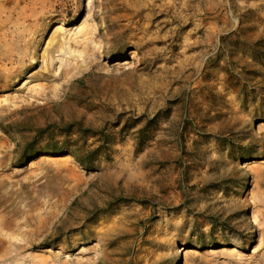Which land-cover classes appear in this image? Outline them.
<instances>
[{
  "label": "rangeland",
  "instance_id": "rangeland-1",
  "mask_svg": "<svg viewBox=\"0 0 264 264\" xmlns=\"http://www.w3.org/2000/svg\"><path fill=\"white\" fill-rule=\"evenodd\" d=\"M0 264H264V0H0Z\"/></svg>",
  "mask_w": 264,
  "mask_h": 264
},
{
  "label": "trees",
  "instance_id": "trees-1",
  "mask_svg": "<svg viewBox=\"0 0 264 264\" xmlns=\"http://www.w3.org/2000/svg\"><path fill=\"white\" fill-rule=\"evenodd\" d=\"M80 132L82 135L87 136L89 133H92L90 131H84V129L80 128ZM47 134L48 131H45ZM66 137H69L70 131L64 132ZM94 137H97L98 135H101V140H99V146L95 149H87V147L82 148H71L68 145V140L64 141L63 143L55 142L53 135L51 134L50 139L51 143H53V146L49 148V152L51 154L55 155H61V154H69L75 158V160L84 168L88 170H92L95 167V163H97L100 159L105 158L109 161V144L110 141L108 139V136L106 134H93Z\"/></svg>",
  "mask_w": 264,
  "mask_h": 264
}]
</instances>
